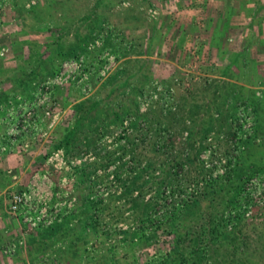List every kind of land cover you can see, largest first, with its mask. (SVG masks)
Masks as SVG:
<instances>
[{
  "label": "rangeland",
  "instance_id": "374dc122",
  "mask_svg": "<svg viewBox=\"0 0 264 264\" xmlns=\"http://www.w3.org/2000/svg\"><path fill=\"white\" fill-rule=\"evenodd\" d=\"M31 6L41 7V13L27 14ZM90 29L97 32L92 38ZM76 33L83 48L61 59L56 71L64 60L83 56L90 89L83 91V82L75 81L58 86L55 131L27 149L13 146L0 153L9 160L0 168V264H162L168 252L170 264H179L172 246L179 242L177 253L190 258L197 236L204 249L200 264H264V205L252 203L250 217L239 200L243 214L237 222L227 218L240 185L254 174L264 177V0H0V44L9 48L0 57V94L9 90L0 102L1 115L16 94L31 97L40 80L31 81L26 95L11 80L19 68L30 73L33 64L26 58L33 41L46 57L58 41L77 47ZM80 99L96 101L92 111L101 130L93 146L66 154L93 155L63 172L71 177L76 202L62 219L73 212L74 227L65 226L57 240H47L43 248L40 242L36 250L38 239L29 237L38 234L21 235L17 220L3 213L11 183L6 170L18 173L17 187L33 172H43L45 155L72 123L68 112ZM245 106L253 119L242 131L236 120ZM237 131L243 134L234 151ZM208 147L226 159L222 173L204 167L201 154ZM176 159L181 167L173 164ZM226 172L228 179L221 180ZM212 180L216 187L208 186ZM86 195L95 202L92 215L99 221L83 228ZM171 210L178 211L176 217ZM211 219L221 240L229 231L228 248L211 240ZM7 242L18 250L4 253Z\"/></svg>",
  "mask_w": 264,
  "mask_h": 264
},
{
  "label": "built area",
  "instance_id": "2783aa9c",
  "mask_svg": "<svg viewBox=\"0 0 264 264\" xmlns=\"http://www.w3.org/2000/svg\"><path fill=\"white\" fill-rule=\"evenodd\" d=\"M8 51L7 45L0 44V57H4ZM103 68L104 66L100 71L102 74ZM89 72L83 56L64 60L58 71L38 81L31 97L16 94L8 100L4 114H0V119L4 122L0 153L13 146L18 150L27 149L31 142L48 138L57 125L59 113L55 95L57 87L70 81L83 82L82 90L87 92L90 89ZM252 119L253 112L250 106L241 108L237 113V127L242 131L248 130ZM242 131H237L231 139L234 151L241 146ZM207 139L212 142V135L210 134ZM212 147L205 148L201 154L202 163L210 173L214 171L222 173L224 168L222 164L226 162V159L215 153ZM86 152L69 157L63 147L54 146L44 157V165H46L44 171L33 172L31 179L23 187L16 186L18 173L10 168L6 170L12 180L5 189L6 210L20 219L21 235L40 226L61 221L65 213L74 209L76 195L70 183L71 177L64 175L63 172L93 158L89 151ZM57 174L58 181L52 183L50 178ZM165 190L167 193H173L169 188ZM188 190L197 192L194 185H189ZM241 197L245 216L251 217L252 203L264 205V177L259 174L248 177L241 191ZM21 241L20 238L18 243ZM16 248V243L7 242L2 250L4 253L13 254Z\"/></svg>",
  "mask_w": 264,
  "mask_h": 264
},
{
  "label": "trees",
  "instance_id": "16d2710c",
  "mask_svg": "<svg viewBox=\"0 0 264 264\" xmlns=\"http://www.w3.org/2000/svg\"><path fill=\"white\" fill-rule=\"evenodd\" d=\"M49 4V3H48ZM47 4V6L50 8L52 6H49ZM40 9H42L41 7H32L30 8V10L27 11V14L29 15H39ZM46 11L49 12V9L46 8ZM38 12V14H36ZM36 18V17H35ZM96 30L95 29H90V37L92 38L93 35H95ZM97 33V32H96ZM77 34V47L70 46L66 47L62 42L58 41L56 44L51 46V49L49 50L50 54L49 56H44L47 51H44L45 49H43L42 51H38V48L35 50L33 48V46L35 45V43H37L36 41L31 44L30 46V51H29V56L28 58H26V60H29L28 63H32L33 67L30 71V73L27 71L28 67H22L17 69V74L14 73L13 78H11V80L17 83V85H19V87L25 88L22 89L20 88L17 91H22L21 93L26 95L25 92L27 91L26 89H28L29 87H31V81L32 80H37V79H42L43 77L52 74L53 72H55L58 68V64L60 62L61 59H63L66 56L69 55H73L75 54L80 48H83V37L81 36V33H76ZM82 45V46H81ZM33 48V49H32ZM48 52V53H49ZM57 55H58V60H57ZM56 56V57H55ZM56 58V59H55ZM0 68H2L0 66ZM39 72V75H38ZM33 86V84H32ZM17 87V86H15ZM26 90V91H25ZM9 90H5L0 94V102L4 101L8 96H9ZM89 102V103H88ZM96 105V101H88L87 99H80L78 101H76L70 108L68 115L73 117V121L72 123L67 124V127L65 128V130L62 133V137L61 138H57V141L55 143V146H60L63 147L64 151L66 154H72V153H77V151H81V150H87L88 148H90L92 145V142H94L96 140V138L98 137V134L100 133L101 130V126H100V118L96 116V111L93 112L92 109L95 108ZM124 112H126V114L129 113V110L125 109ZM117 115V113H115ZM174 163H177L175 166L181 167L182 163L179 160H175ZM170 170V169H169ZM168 170V171H169ZM168 174V173H167ZM82 175L87 176V172H82ZM230 175V172H226L224 175L221 176V180H225L226 178L228 179ZM83 178V176H82ZM218 181L217 180H212L210 183L208 182V186L211 187H216V183ZM159 184H161V182H159ZM218 185V184H217ZM243 189V183L240 185V190H239V199L238 202L236 204V206H234V211H232L231 209L228 208L229 210V215L227 218L230 219H234L236 220L235 222H237L238 217L241 216V214H243L241 208H240V201L241 200V191ZM83 208H82V213H83V218L80 220L81 224L83 226V228H85L84 226H87L88 224L91 225H96V223H98V218L95 215H92V209L95 205V202L93 201V199L89 196L86 195L83 198ZM193 201H195V199H192ZM135 203V202H134ZM186 205V204H185ZM185 207V206H184ZM172 216L171 217H176L178 211H174L171 210ZM74 213L71 212L68 215H66L61 221H56L53 222L52 224H49L47 226H40L36 229H34L33 232H36L35 234H38V236H30L29 237V241H34L36 238L38 239V244L34 247H37L36 250H38L40 248V242H42L41 247L43 248V246H46L48 244L47 240H49V242L51 241H55L57 240V232H60L65 226V228L67 230L73 228L74 224H70L69 222L71 221V218L73 217ZM175 215V216H174ZM212 216V215H211ZM235 216V217H233ZM233 217V218H232ZM155 219H159V218H155ZM222 224L224 225V227L226 228V223L224 222L226 219L225 216L221 215L220 217ZM154 221V219H151V222ZM174 221L172 222V224L170 225L171 228L173 230H175V228L172 226L174 225ZM216 220L211 219V224H212V232L210 237L212 236L211 240H213L214 243L217 242L220 243L221 246L228 248L230 243L227 240L228 239V232L229 231H224L223 235L225 236V238L223 240L220 239V237L217 235L218 233V226H214L213 223H215ZM158 222V221H156ZM156 225L158 226L159 223H156ZM160 226V225H159ZM158 226V227H159ZM221 231V230H220ZM127 232L129 231H125V236H127ZM214 234V235H213ZM150 235H155V232L153 231ZM199 236L193 238L191 240L192 244H193V250L192 251V255L191 257H187V255H184L182 252H178V249H180V245L179 242H176L173 246H172V250L175 253V257L178 258V263L179 264H200L202 262V258H203V252L204 249L200 248V244H197ZM220 239V241H219ZM33 247V248H34ZM18 250V248H17ZM16 250V251H17ZM190 251V252H191ZM170 261H173V256L171 254V252H168L160 261L162 264H170Z\"/></svg>",
  "mask_w": 264,
  "mask_h": 264
},
{
  "label": "crops",
  "instance_id": "0c3cea01",
  "mask_svg": "<svg viewBox=\"0 0 264 264\" xmlns=\"http://www.w3.org/2000/svg\"><path fill=\"white\" fill-rule=\"evenodd\" d=\"M200 16H198V18H199ZM208 31H214V32H216V30L215 29H207ZM219 31H221V30H219ZM209 33V32H208ZM2 129H3V126H1L0 125V133H1V131H2ZM2 139V137H0V140ZM6 155L7 154H5L4 156H3V158H1L0 159V168H1V165H5L9 160H8V158L6 157ZM9 181H11L12 182V180L11 179H9ZM11 184V183H10ZM7 203V202H6ZM5 208H6V205H5ZM4 214H5V216H6V218H11V217H13L14 219H16L17 220V223H18V225H20V219L19 218H17V217H15L13 214H10V213H8V211L7 210H4V212H3ZM2 218V215H0V219Z\"/></svg>",
  "mask_w": 264,
  "mask_h": 264
}]
</instances>
